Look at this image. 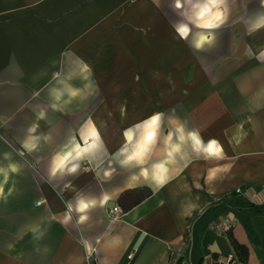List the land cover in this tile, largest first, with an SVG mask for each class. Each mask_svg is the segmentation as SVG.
<instances>
[{"label": "crops", "instance_id": "crops-1", "mask_svg": "<svg viewBox=\"0 0 264 264\" xmlns=\"http://www.w3.org/2000/svg\"><path fill=\"white\" fill-rule=\"evenodd\" d=\"M172 5L0 0V264H88L93 248L95 264H189L186 237L213 202L264 205V27L249 31L264 4L229 0L203 50L176 31L187 6ZM57 154L68 159L53 177ZM135 189L152 195L128 209ZM79 197L96 203L68 219ZM251 221L253 235L233 212L213 219L203 264L238 260L232 236L246 264H264V216Z\"/></svg>", "mask_w": 264, "mask_h": 264}, {"label": "clouds", "instance_id": "clouds-1", "mask_svg": "<svg viewBox=\"0 0 264 264\" xmlns=\"http://www.w3.org/2000/svg\"><path fill=\"white\" fill-rule=\"evenodd\" d=\"M229 0H173V8L180 9L185 5L187 6L186 10L181 13V15L189 22V23H180L176 25V31L181 36L182 39L188 40L189 36L190 45L194 49L203 50L205 47H212L217 39L216 31L221 28L228 19L229 8H228ZM261 3L264 4V0H261ZM245 23H249L245 21ZM189 24L195 26L197 31L195 33L192 32V29L189 27ZM264 27V12L258 13L254 19L251 20L249 31H255ZM187 29L186 32H182L181 29ZM259 57H264V51L259 53ZM62 93H56L55 99L59 100L61 98ZM70 95L74 96L75 93H70ZM55 107V104L53 105ZM159 118V115L155 116ZM153 118H151L152 122ZM32 131V129H30ZM177 131L180 133L178 136L179 141H184L185 133L183 126H181ZM191 140L195 141L196 145L201 146L205 152H209V145L215 147L217 152L222 151L221 148L218 147V142L215 139L209 140L207 145H204L202 138L199 137V133H188ZM172 137L169 136V139ZM126 139L131 140L132 136L126 133ZM35 147V145H32ZM176 151H179V145L176 146ZM68 157L57 154L52 159L51 166V175L55 177L58 172H63L65 170V161ZM130 159V157H128ZM123 163V162H122ZM12 171H17V166H10ZM78 165H72L70 168H67L69 173L76 172ZM96 201L94 199H88L85 197H79L76 201V205L73 208L71 204L68 205L70 212L67 214V218H71V211H75L78 213H84L90 207L95 205ZM85 219L84 216H81V220Z\"/></svg>", "mask_w": 264, "mask_h": 264}, {"label": "trees", "instance_id": "trees-1", "mask_svg": "<svg viewBox=\"0 0 264 264\" xmlns=\"http://www.w3.org/2000/svg\"><path fill=\"white\" fill-rule=\"evenodd\" d=\"M151 195L152 192L149 190L135 189L122 196V199L127 200L130 197L131 200L129 201L127 208L131 209ZM227 211L233 212L239 218H241L250 235H253L255 231L253 223L251 221V217L264 216V205L258 206L254 204H240L234 203L230 200L213 202L208 207V209L205 210L201 215H198L194 221V227L191 235L192 239L187 251L189 264H203L204 256L199 246L200 234L213 219L217 218L219 215ZM231 239L238 257V261L246 264L249 258V250L247 246L240 244L233 236L231 237ZM190 251L191 254L189 256ZM183 262L184 258H179L175 263L172 264H183Z\"/></svg>", "mask_w": 264, "mask_h": 264}, {"label": "built area", "instance_id": "built-area-1", "mask_svg": "<svg viewBox=\"0 0 264 264\" xmlns=\"http://www.w3.org/2000/svg\"><path fill=\"white\" fill-rule=\"evenodd\" d=\"M241 190L242 189H238L237 193L238 194L241 193ZM108 215L113 221L122 220L123 216H124V214H123V212L119 206H115V207L111 208L108 212ZM231 226L232 225L230 222H226L220 231L217 230L218 235L223 233V232L229 231L231 229ZM96 254H97L96 248H93L90 252L87 253L88 264H95ZM133 256H134V254H130L128 256V259H132ZM225 264H244V263L239 262L237 259H234V257L231 256V257L226 258Z\"/></svg>", "mask_w": 264, "mask_h": 264}, {"label": "rangeland", "instance_id": "rangeland-1", "mask_svg": "<svg viewBox=\"0 0 264 264\" xmlns=\"http://www.w3.org/2000/svg\"><path fill=\"white\" fill-rule=\"evenodd\" d=\"M252 5H255V3L254 4H252ZM254 12H258V13H261V12H264V11H259V10H255V11H253V13ZM243 13H247L248 14V11H242V16H243ZM253 226H254V224H253ZM255 227V226H254ZM191 243V237H190V235L188 234V236L186 237V240H185V244H186V247H189V244ZM184 259H185V257H184ZM176 261H174L173 263H175Z\"/></svg>", "mask_w": 264, "mask_h": 264}, {"label": "snow or ice", "instance_id": "snow-or-ice-1", "mask_svg": "<svg viewBox=\"0 0 264 264\" xmlns=\"http://www.w3.org/2000/svg\"><path fill=\"white\" fill-rule=\"evenodd\" d=\"M181 31L182 32H186L187 29H183L182 28ZM158 119H159L158 117H153L152 124H155ZM152 135H153L152 133H149L148 134V138L151 139L152 138ZM208 151L209 152H212L213 151V147L211 145H209ZM130 159H131V157H130Z\"/></svg>", "mask_w": 264, "mask_h": 264}, {"label": "water", "instance_id": "water-1", "mask_svg": "<svg viewBox=\"0 0 264 264\" xmlns=\"http://www.w3.org/2000/svg\"><path fill=\"white\" fill-rule=\"evenodd\" d=\"M190 254H191V251H190Z\"/></svg>", "mask_w": 264, "mask_h": 264}]
</instances>
